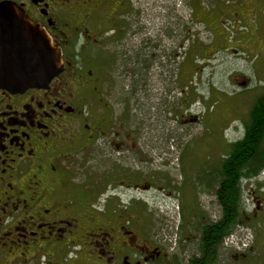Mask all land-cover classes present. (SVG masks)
Instances as JSON below:
<instances>
[{
  "label": "flooded vegetation",
  "instance_id": "obj_1",
  "mask_svg": "<svg viewBox=\"0 0 264 264\" xmlns=\"http://www.w3.org/2000/svg\"><path fill=\"white\" fill-rule=\"evenodd\" d=\"M137 1L0 0V5H9L14 19L47 33L64 65L45 88L20 92L0 88V264L169 260L130 226V216L101 221V210L85 199L90 194L85 188L74 196L69 173L72 166L81 165V155L91 146L107 160L115 150L129 153L130 113L138 116L139 134L153 138L149 135L153 120L143 101L149 85L143 84L142 67H150L155 47L168 48L176 41L181 47L186 38L181 27L171 34L170 21L153 27V21L143 18L145 10L138 12ZM160 5L169 7L165 2ZM163 56L172 62L171 52ZM115 63L121 72L113 71ZM128 75L135 77L136 86L120 84ZM119 171L127 191L141 188L133 171ZM212 188L219 210L212 222H219L221 182ZM129 208L123 205L124 210ZM202 228L187 264L206 257L200 243Z\"/></svg>",
  "mask_w": 264,
  "mask_h": 264
},
{
  "label": "rangeland",
  "instance_id": "obj_2",
  "mask_svg": "<svg viewBox=\"0 0 264 264\" xmlns=\"http://www.w3.org/2000/svg\"><path fill=\"white\" fill-rule=\"evenodd\" d=\"M137 7L153 27L170 21L171 34L181 27L186 38L181 47L178 41L155 47L150 67H142L145 112L157 120L148 127L153 138L139 134L138 116L130 113V152L115 150L107 160L89 147L69 170L72 191L90 193L85 199L101 210V221L130 216V226L168 256L158 264H187L202 226L219 217L214 176L230 146L244 138L250 110L264 94V0H138ZM112 67L122 71L118 63ZM135 80L128 75L120 84L136 86ZM121 169L133 171L141 188L127 191ZM241 187V222L220 264H264V167Z\"/></svg>",
  "mask_w": 264,
  "mask_h": 264
},
{
  "label": "trees",
  "instance_id": "obj_3",
  "mask_svg": "<svg viewBox=\"0 0 264 264\" xmlns=\"http://www.w3.org/2000/svg\"><path fill=\"white\" fill-rule=\"evenodd\" d=\"M250 111L244 138L230 146L228 156L223 159L213 179L216 180L215 183L221 182L222 186L218 196L219 206L223 211L221 220L210 221L202 228L200 243L206 257L198 258L191 264H220L225 240L237 232L235 230L241 222L244 203L242 179L251 178L264 167V162L260 164V159L264 156V94Z\"/></svg>",
  "mask_w": 264,
  "mask_h": 264
},
{
  "label": "water",
  "instance_id": "obj_4",
  "mask_svg": "<svg viewBox=\"0 0 264 264\" xmlns=\"http://www.w3.org/2000/svg\"><path fill=\"white\" fill-rule=\"evenodd\" d=\"M13 14L8 4L0 5V88H45L63 72L62 54L40 27Z\"/></svg>",
  "mask_w": 264,
  "mask_h": 264
}]
</instances>
